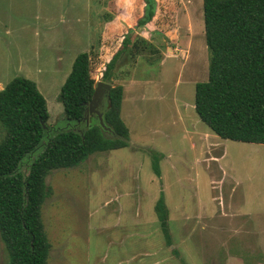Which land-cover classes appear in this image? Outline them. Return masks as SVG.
<instances>
[{"label": "rangeland", "instance_id": "1", "mask_svg": "<svg viewBox=\"0 0 264 264\" xmlns=\"http://www.w3.org/2000/svg\"><path fill=\"white\" fill-rule=\"evenodd\" d=\"M144 6L0 0V90L17 76L32 79L50 111L46 138L23 161L24 174L46 139L68 128L59 94L76 57L90 53L92 74L102 81ZM135 37L151 46L136 63L123 56L115 66L122 77L112 81L124 86L129 145L48 175L42 210L48 263L264 264V144L220 137L195 109L196 84L209 77L204 0H157L156 16ZM4 133L0 122V142ZM162 194L172 246L155 211ZM8 262L0 234V264Z\"/></svg>", "mask_w": 264, "mask_h": 264}, {"label": "trees", "instance_id": "2", "mask_svg": "<svg viewBox=\"0 0 264 264\" xmlns=\"http://www.w3.org/2000/svg\"><path fill=\"white\" fill-rule=\"evenodd\" d=\"M142 17L124 35L118 51L106 64L102 81L112 85L121 74L115 66L122 59L136 63L150 41L131 34L144 29L156 16L157 0H143ZM204 23L209 50V77L196 84L195 109L200 119L224 139L264 144V0H204ZM91 56L79 54L63 84L59 100L67 121L84 125L55 132L31 162L26 175L20 167L45 140L50 111L37 83L17 76L0 90V122L5 130L0 142V234L9 254L8 264H49V241L42 210L50 194L48 175L72 168L95 152L128 146L130 130L121 117L124 86L112 85L106 125L97 119L83 121L100 80L92 74ZM135 65V64H134ZM132 66V65H131ZM154 170L161 175L159 157ZM166 244L172 246L170 211L165 195L155 205ZM175 254L180 257L178 251Z\"/></svg>", "mask_w": 264, "mask_h": 264}, {"label": "water", "instance_id": "3", "mask_svg": "<svg viewBox=\"0 0 264 264\" xmlns=\"http://www.w3.org/2000/svg\"><path fill=\"white\" fill-rule=\"evenodd\" d=\"M112 85L104 82V81H98L96 86H95V91L93 94V97L91 99V101H89L87 103V107L84 113V117L83 120H87V124H90V116L93 115V113H97L99 116V123L102 126L103 129H105V131H109L111 132L115 137L117 136L116 133L112 130L111 127H109L108 125H106L105 121H104V114L101 113L98 110L99 104L102 100V97L104 94H106L109 99H110V91L112 89Z\"/></svg>", "mask_w": 264, "mask_h": 264}, {"label": "flooded vegetation", "instance_id": "4", "mask_svg": "<svg viewBox=\"0 0 264 264\" xmlns=\"http://www.w3.org/2000/svg\"><path fill=\"white\" fill-rule=\"evenodd\" d=\"M109 103H110L109 97L106 94H104L103 97H102V100H101V102L99 104L98 110L101 113L105 114L106 110L109 107ZM95 119H97L99 121V116H98L97 113H93V115L90 116V121L95 120ZM83 121L88 122L87 120H83ZM78 125L79 124H71V125L69 124L68 127H73V128L75 127L76 128Z\"/></svg>", "mask_w": 264, "mask_h": 264}, {"label": "crops", "instance_id": "5", "mask_svg": "<svg viewBox=\"0 0 264 264\" xmlns=\"http://www.w3.org/2000/svg\"><path fill=\"white\" fill-rule=\"evenodd\" d=\"M112 25H113V22H108V23L106 24V28L108 29V28H110ZM66 121H67V120H66ZM69 124L71 125V124H73V123L70 122V121H67L66 127H68Z\"/></svg>", "mask_w": 264, "mask_h": 264}, {"label": "built area", "instance_id": "6", "mask_svg": "<svg viewBox=\"0 0 264 264\" xmlns=\"http://www.w3.org/2000/svg\"><path fill=\"white\" fill-rule=\"evenodd\" d=\"M100 81V80H99Z\"/></svg>", "mask_w": 264, "mask_h": 264}]
</instances>
